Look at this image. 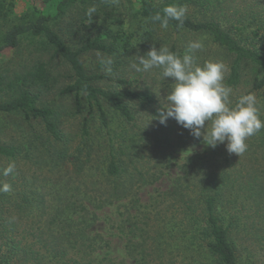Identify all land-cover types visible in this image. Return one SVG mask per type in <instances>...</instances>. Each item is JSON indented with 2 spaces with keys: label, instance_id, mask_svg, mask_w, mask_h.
I'll use <instances>...</instances> for the list:
<instances>
[{
  "label": "trees",
  "instance_id": "16d2710c",
  "mask_svg": "<svg viewBox=\"0 0 264 264\" xmlns=\"http://www.w3.org/2000/svg\"><path fill=\"white\" fill-rule=\"evenodd\" d=\"M14 1L0 0V56L10 52L20 54L25 48L31 58L20 61L18 68L0 76V114H21L30 124L34 120L42 123L44 132L38 139L44 146L43 156L46 154L54 167L65 166L68 170L71 165L77 178L99 156V148L107 149L102 168H98L101 170L98 181H91V188L85 190L86 195L89 192L104 195L95 204L97 208L134 195L137 187L158 179L153 175L146 177L139 169L138 160L129 163L127 155H140L139 149L146 144L148 134L144 128L137 129L140 118L136 107H151L158 104L159 99L149 89L134 86L132 78L125 74L115 77L113 89L99 86L107 79V74L88 67L85 55L100 53L111 57L122 64L123 70L136 53L152 48V45L160 46L165 41L163 37L168 40L172 52L183 55L181 33L206 35L216 46L219 56L213 58L211 53L198 51V62L222 61L227 66L224 82L233 90L232 104L240 95L253 93L260 118L264 120V109L261 112L264 106L259 105L261 102L264 105V11L261 14H227L229 0H142L140 25L130 29L114 28L96 19L99 15V9H96L92 16L87 14V19L76 22L86 24L87 33L80 45L72 46L55 25L60 24L69 9L80 5L84 9L97 8L102 4L101 0H61L55 15L26 12L19 17L13 13ZM169 4L186 6L183 27H178V21L170 20L164 29L152 20ZM86 20L89 22L85 23ZM55 60H61L70 69V82L62 86L59 95L75 97L73 116L82 119L78 129L72 132L64 127L66 118L63 120L62 109L45 100L46 95L60 84L59 76L54 74ZM243 84L249 88L239 94ZM115 122L117 125L113 124ZM181 130L192 137L188 129ZM200 140L203 141V137ZM166 141L171 142V138L167 137ZM246 143L248 148L244 156L233 158L227 152L226 144L215 148L205 144L203 155L195 162L198 165L195 176H179L175 185L163 193L165 198L179 202L178 212L166 217L164 228L160 221L151 226L147 224L148 230L135 224L127 242L129 254L137 259L138 253L145 264H244L242 250L233 234L240 229L246 207L243 200L247 199L248 189L254 200L261 202L264 129L248 138ZM21 154L18 142L4 143L0 138V157L11 162L12 159L18 161ZM243 161L251 163L249 171L245 170ZM22 198L28 201L25 195ZM86 200L94 203L91 197ZM90 203L84 201V204ZM255 205L258 206L255 212L259 213L261 206ZM1 209L4 212V205ZM86 211L92 214L88 221L93 224L97 219L95 211L87 208ZM139 229H143V234L136 233ZM82 233V245L92 247V238L85 231ZM139 236L142 239L136 240ZM76 244L75 241L74 247ZM2 246L0 264H26L29 260L26 254L18 258V244L6 245V252ZM78 249L71 256L61 250L56 252L59 264H101L98 256L91 252L80 253L81 248Z\"/></svg>",
  "mask_w": 264,
  "mask_h": 264
},
{
  "label": "rangeland",
  "instance_id": "374dc122",
  "mask_svg": "<svg viewBox=\"0 0 264 264\" xmlns=\"http://www.w3.org/2000/svg\"><path fill=\"white\" fill-rule=\"evenodd\" d=\"M60 1L15 0L13 13L18 17L26 12L55 15ZM141 1L101 0L102 4L96 8L99 9L96 19L114 28L123 26L130 29L140 25ZM88 9H84L81 5L69 9L63 19L61 18L60 24L55 25L72 46H78L84 40V35L87 33L86 24H76V22L87 19ZM261 11H264V0H229L226 8L227 14L231 15L253 12L261 14ZM185 34L179 35L184 52L189 41L201 40L204 47L200 52L211 53L213 58L219 56L216 46L206 35ZM162 39L165 41L161 42L160 46L152 45V47L159 49L161 46H166L170 49L168 40L164 37ZM150 49L146 48L143 52L136 53L123 70L122 64L114 61L111 75L105 72L104 66H101L97 53L84 56L85 64L93 71L107 74V79L102 80L99 86L113 89L115 77L125 74L126 77L132 78L134 86L149 89L156 93L159 99V103L151 107H136L140 118L137 129L144 128L148 134H146V144L139 149L140 155L130 153L127 155V160L129 163L138 160L139 169L146 177L153 175L158 179L137 187L138 189L133 192L134 195L97 208L95 204L101 201L104 195L99 192H89V195H86L85 190L91 188V181H98L97 175L101 172L98 168H102L107 149L99 148V156L90 163V168L86 167L77 178L71 165L68 170L65 166L54 167V162L46 154L43 156L44 146L38 139V135L44 132L42 123L34 120L30 124L21 114H0L1 140L4 143L18 142L22 148L18 161L12 159L9 162L7 158L0 157V183L11 184L10 192L0 193V245H4L2 246L4 252L7 251L8 244L15 243L20 246L18 258L23 257L21 254H26L29 258L26 264H59L56 252L61 250L67 256H71L81 248L80 253L91 252L92 255L98 256L101 264H145L138 253L135 259L128 252L127 242L133 235L132 227L136 224L139 228L148 230L147 224L151 226L157 221H160L163 228L166 226V217L178 212L179 202L165 198L163 193L175 185L179 176H195L198 169L195 162L201 158L205 148L203 141L193 139V136L189 137L174 119L169 118L165 124L160 123L159 112L164 109L166 96L174 81L172 78L163 80L158 69L148 73H137L131 67L137 62V56L145 55ZM100 56L104 57L101 54ZM4 57L0 56V76L18 68L20 61L26 62L31 58L25 48L20 54L10 52ZM54 74L59 76L60 84L46 95L45 100L56 103L62 109L63 120L66 118L64 127L72 132L78 129L79 122L82 121L81 117L73 116L75 97L65 98L59 95L62 86L70 82L68 78L70 69L61 60H55ZM248 88L249 85L243 84L238 93H245ZM259 105L264 106L262 102ZM262 109L264 108H261V112ZM94 122L99 125L97 117ZM113 124L117 125L116 122ZM171 125H174L173 128ZM167 137L171 138V142L166 141ZM263 155L261 149V177L264 176ZM231 156L233 158L238 155L231 154ZM243 163L246 171L252 168L249 161ZM9 164L15 165L14 172L4 176L3 169ZM150 179L152 180V177ZM23 195L28 201L23 200ZM87 197H91L94 203L86 200ZM84 201L90 204H84ZM243 202L246 205L244 217L240 229L233 236L239 249L242 250L241 257L244 264H264V188L261 189V202L254 200L249 189L247 199ZM255 204L261 206L259 213L255 212L258 207ZM2 205L4 212H1ZM86 208L96 213L97 219L93 224L88 221L92 214L88 213ZM4 220L6 221L3 226ZM83 231L92 238V247L82 245ZM136 233L143 234V229L137 230ZM135 239L140 240L142 237ZM75 241L77 244L74 247Z\"/></svg>",
  "mask_w": 264,
  "mask_h": 264
},
{
  "label": "clouds",
  "instance_id": "9594fccd",
  "mask_svg": "<svg viewBox=\"0 0 264 264\" xmlns=\"http://www.w3.org/2000/svg\"><path fill=\"white\" fill-rule=\"evenodd\" d=\"M95 7L87 10L92 16ZM186 6L169 4L162 13L153 17L154 22L167 29L169 21H178L183 27ZM204 47L201 40L189 41L183 55L172 52L168 47H152L145 55L137 56V62L131 67L137 73H148L158 69L160 77L174 81L166 96L164 109L159 112V121L165 124L169 118L190 131V134L215 148L226 142L229 154L243 155L248 148L247 139L264 129V120L260 118L257 98L253 93L240 95L232 104L233 90L225 84L227 66L218 60L198 62L196 53ZM100 63L107 74L113 73V59L101 57ZM207 122V124H206ZM15 165L9 164L3 169V175L14 172ZM11 191V184L0 183V193Z\"/></svg>",
  "mask_w": 264,
  "mask_h": 264
}]
</instances>
